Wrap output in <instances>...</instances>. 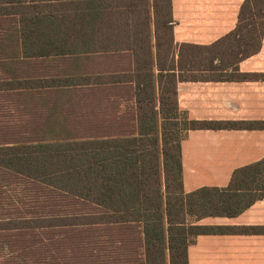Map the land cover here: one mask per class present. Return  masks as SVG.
<instances>
[{
  "label": "trees",
  "instance_id": "1",
  "mask_svg": "<svg viewBox=\"0 0 264 264\" xmlns=\"http://www.w3.org/2000/svg\"><path fill=\"white\" fill-rule=\"evenodd\" d=\"M0 17L14 24L25 56L112 53L123 66L94 79L112 86L117 111L102 114L94 134L0 139L4 242L20 237L21 253L55 243L60 264H189L197 235L264 232L198 223L262 199L264 157L236 168L227 186L186 191L182 154L189 130L264 129V121L193 119L178 96L180 81L264 78L239 68L262 48L264 0H245L237 26L211 44L175 41L172 0H0ZM127 99L131 113L119 112Z\"/></svg>",
  "mask_w": 264,
  "mask_h": 264
},
{
  "label": "crops",
  "instance_id": "2",
  "mask_svg": "<svg viewBox=\"0 0 264 264\" xmlns=\"http://www.w3.org/2000/svg\"><path fill=\"white\" fill-rule=\"evenodd\" d=\"M244 1L172 0L175 41L215 42L237 26ZM10 28H0L7 31L0 37V113H5L0 127L51 129L50 135L38 139L26 137L25 131L21 136L56 141L63 138L55 134L57 129L104 122L101 115L111 111L112 86L93 82L98 74L121 70V56L99 52L25 56ZM239 68L241 73L264 74V38L261 50L242 60ZM178 96L180 107L193 119L264 121L263 77L180 81ZM119 105L121 112L122 102ZM182 154L186 191L227 186L236 168L264 157V129H192L183 138ZM198 223L264 226V197L237 216H208ZM55 250L58 254V247ZM188 257L189 264H264V232L200 234L189 244Z\"/></svg>",
  "mask_w": 264,
  "mask_h": 264
},
{
  "label": "rangeland",
  "instance_id": "3",
  "mask_svg": "<svg viewBox=\"0 0 264 264\" xmlns=\"http://www.w3.org/2000/svg\"><path fill=\"white\" fill-rule=\"evenodd\" d=\"M10 19L8 17H1L0 18V28L7 29L10 25ZM3 33H7V31L4 32H0V37L1 34ZM125 97H129V94H124L122 93ZM100 94L98 93L96 96V100H99ZM112 105V104H111ZM116 106V105H115ZM123 112L126 113H131L132 111V105H131V101H129L128 99L124 101L123 103ZM113 113L117 112L115 110H111ZM5 113L1 114L0 116L4 115ZM98 116V115H96ZM91 117V114H90ZM80 123H82L83 125L86 124H91L93 122L91 121H80ZM1 128V127H0ZM51 129H42V128H38V127H33L31 129H15V128H1L0 129V139L1 140H6V139H10V138H19L22 139V134L21 131H25V136L29 137L31 139H38L42 136H47L50 135V131ZM85 130L87 135L89 134H94L97 130V127H72V128H63V129H57V132L55 133L56 135H59L58 137H67V136H77V135H83L82 131ZM54 136V135H51ZM30 236H28L26 239L28 240ZM58 239H60L61 237H57ZM0 264H20L22 263L23 259L24 260H30L31 263H34L35 261L38 264V260H41V264H45L44 263V259L45 256L49 255V257H47V261H50L49 264H60L59 262L62 261V256H63V260L65 257V251H64V255L63 252L57 254V251L55 250V248L57 249V246L55 245V243L50 244L49 246H45V244L40 245V248H30L31 246H29L27 248V250L25 251V253H21L18 252V250L20 249V245L23 243V241L20 239V237H13L10 240H8L7 242L3 241L0 238ZM56 240V237L54 238V242ZM30 241H34L33 238H30ZM25 242V241H24ZM27 244V243H26ZM28 245V244H27ZM65 250V248H64Z\"/></svg>",
  "mask_w": 264,
  "mask_h": 264
}]
</instances>
